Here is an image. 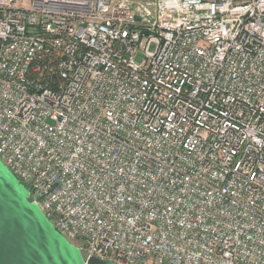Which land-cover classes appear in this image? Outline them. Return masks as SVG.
<instances>
[{
  "label": "built area",
  "instance_id": "1",
  "mask_svg": "<svg viewBox=\"0 0 264 264\" xmlns=\"http://www.w3.org/2000/svg\"><path fill=\"white\" fill-rule=\"evenodd\" d=\"M0 160L85 264H264V0H0Z\"/></svg>",
  "mask_w": 264,
  "mask_h": 264
},
{
  "label": "water",
  "instance_id": "2",
  "mask_svg": "<svg viewBox=\"0 0 264 264\" xmlns=\"http://www.w3.org/2000/svg\"><path fill=\"white\" fill-rule=\"evenodd\" d=\"M0 264H85L0 160ZM86 264H116L91 257Z\"/></svg>",
  "mask_w": 264,
  "mask_h": 264
},
{
  "label": "trees",
  "instance_id": "3",
  "mask_svg": "<svg viewBox=\"0 0 264 264\" xmlns=\"http://www.w3.org/2000/svg\"><path fill=\"white\" fill-rule=\"evenodd\" d=\"M27 187V186H26Z\"/></svg>",
  "mask_w": 264,
  "mask_h": 264
}]
</instances>
